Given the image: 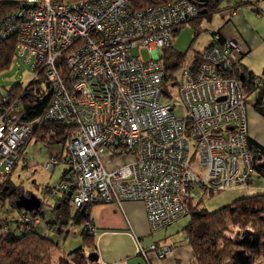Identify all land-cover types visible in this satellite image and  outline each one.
Here are the masks:
<instances>
[{
	"label": "built area",
	"instance_id": "1",
	"mask_svg": "<svg viewBox=\"0 0 264 264\" xmlns=\"http://www.w3.org/2000/svg\"><path fill=\"white\" fill-rule=\"evenodd\" d=\"M194 2L139 8L130 0H18L0 19V48L15 37V56L31 64L32 79L49 93L41 121L74 127L41 165L50 175L62 165L47 203L69 190L73 210L139 201L154 233L187 215V200L198 189L250 186L256 171L248 98L235 76L249 54L242 40L215 33L197 69L181 66L168 77L164 50L198 16ZM134 48L153 56L143 59ZM1 98L0 173H6L39 120L21 122L20 101ZM177 103L184 116L175 114ZM118 158L125 161L117 164ZM21 219L46 225L42 215ZM83 228L96 234L90 214ZM135 246L146 264L152 254L172 252L166 242L144 246L136 236Z\"/></svg>",
	"mask_w": 264,
	"mask_h": 264
},
{
	"label": "trees",
	"instance_id": "2",
	"mask_svg": "<svg viewBox=\"0 0 264 264\" xmlns=\"http://www.w3.org/2000/svg\"><path fill=\"white\" fill-rule=\"evenodd\" d=\"M130 1L136 7L141 8L164 0ZM194 3L197 5L199 14L186 24H191L197 35L202 18L210 19L213 13L219 12V0H195ZM246 4H248V0L244 3L236 2L237 7ZM17 5L18 0H0V19L10 14ZM178 32L174 33L173 38ZM211 32L213 36L218 33L216 31ZM14 47L15 37H9L2 42L0 66L10 63L15 57ZM203 51L194 55L189 64L191 69H197L202 60ZM164 52L169 77L183 65L186 56L184 53L173 50L172 44ZM235 76L240 81L246 98L256 93L253 105L264 116V77L256 76L255 73L242 64L236 67ZM259 82L261 85H259ZM2 93L7 95L10 101L14 99L20 101L21 122L39 120L33 126L31 134L26 139L23 147L19 150L21 158L17 160L9 172L0 173V208L6 204L12 208H17L16 198L19 195L28 194L29 191L25 190L21 184H15L11 179V175L20 163L22 166L25 164L23 162L26 159H24L23 154L29 141L36 138L44 144L62 143L64 145L74 133V127L64 122L41 121L49 104V93L41 86L39 80L32 79L25 87L14 86L6 91H0V104H2ZM248 142L255 162V171L264 178V147L250 138ZM62 175L61 172L56 184L44 186L46 193L50 194L52 189L58 186ZM212 191L214 190H210V192ZM48 194L47 197H49ZM52 201H54L51 208L55 213V222L47 221L45 218L46 208L40 207L37 212L24 210L25 212L22 215H42L46 221L45 226H35L21 219L22 215L19 217V226L15 228H10L6 219L3 223H0V264H99L98 261H90L88 258L90 252L96 251L95 235L90 234L83 228L90 205L73 210L70 197H67L65 191ZM187 206L188 214L185 216H189L190 219L183 227V231L193 250L195 264H264V192L238 198L232 203L213 211L207 210L200 201L193 202L192 199L187 200ZM71 211H74L73 215ZM231 220L235 223L239 222L236 231L228 227ZM70 221L81 223L85 246L60 254L54 261L53 249L56 248L57 242L46 235L55 231L63 234L64 227ZM38 226L45 229L46 235H41L36 231ZM142 264L146 263L142 261Z\"/></svg>",
	"mask_w": 264,
	"mask_h": 264
},
{
	"label": "rangeland",
	"instance_id": "3",
	"mask_svg": "<svg viewBox=\"0 0 264 264\" xmlns=\"http://www.w3.org/2000/svg\"><path fill=\"white\" fill-rule=\"evenodd\" d=\"M234 1L235 0H224L223 6H228ZM241 8L244 9V12L247 15L251 16L250 22L257 27V30L255 29V31H257L258 35L260 36L263 34L262 38H264V13L259 10L260 13L258 14L255 9H250V7ZM227 10H229V8L224 9V11ZM220 18L221 14L218 12L213 13L210 20L205 17L202 18L199 24V33L197 35L195 33V28L191 24H185V26L176 34L172 41V48L177 52L185 54L186 59L182 67L188 66L191 60L194 58V55L205 49L211 40V31L216 30L220 24ZM133 53L141 56L143 59H149L151 56H153L152 53H149L145 49L137 50L134 48ZM250 55L251 53L249 56L244 57V59H248L249 65L254 67L256 70L255 75L261 77L264 65H261V69H256L255 66H259L258 64L264 62V47L262 45H257L253 49V55ZM32 77L33 72L31 64L25 62L22 57L16 56L10 63L0 66V91H6L14 86L25 87L31 82ZM255 97L256 94L253 93L250 95L248 100L252 101L255 99ZM174 112L177 116H184V109L178 103L175 105ZM64 145L62 143L53 145L44 144L38 141L36 138H32L26 147V155L28 156V162L34 161V166L29 168L24 166L23 168L22 164L20 163L11 175V179L15 184H21L25 190L29 191L28 194L26 193L23 195L29 196L32 193L36 195V197H38L41 202H43L42 205L40 204V207L46 208L45 218L49 222H55L56 220L54 210L51 208L54 201L51 199L50 203H47L48 193L45 192L44 188L41 189V187L46 186L47 184L53 185L59 180L62 172V165H58L52 175H49L43 170L41 164L45 160L44 157L48 153L49 149L57 148L58 150H61ZM258 184L264 186V179L258 177V175H253V186H249L248 188L237 187L231 189H219L212 192H210V190L198 189L193 193L192 201H200L202 205L209 211L217 210L232 203L238 198L254 194L258 190L256 189ZM23 212H25L23 209L12 208L6 204L0 208V223H3L4 219H6L8 226L10 228H15L19 226V217ZM71 214L73 215L74 211H71ZM189 219V216L181 217L173 222L172 225H169L167 231H165V229H161L152 234L149 233L148 237L146 238L149 239V241H155L166 237V243L171 245L173 248L175 242L177 243L185 240L186 235L183 231V227L189 222ZM238 223H235L231 220L228 224V227L231 230L236 231L238 229ZM64 228L63 234L55 231L47 235L45 234L46 232L43 227L38 226L36 228V231L41 235L49 236L57 242L56 248L53 249L54 261H56L60 254L67 253L80 246H85L81 223H74L70 221L69 224H67Z\"/></svg>",
	"mask_w": 264,
	"mask_h": 264
},
{
	"label": "crops",
	"instance_id": "4",
	"mask_svg": "<svg viewBox=\"0 0 264 264\" xmlns=\"http://www.w3.org/2000/svg\"><path fill=\"white\" fill-rule=\"evenodd\" d=\"M223 2L224 0H219L218 13L221 14L220 24L217 29L215 28L216 30L213 31L218 32L222 37H239L248 48L249 54L251 53L250 56H252L253 49L257 45H262L264 47V38H262L263 34L260 36L258 32L255 31L257 27L250 22L251 16L247 15L241 7L255 9L258 14L260 11L264 13V0H248V4L239 7L236 6L237 0L228 6H223ZM225 8H229V10L224 11ZM231 8H235L234 14L231 13ZM212 40L213 33L211 32V40L208 44H210ZM246 60L243 58L239 66L242 64L253 73H256L254 67L249 65V60ZM258 65L259 66H255L256 69H261V65H264V62ZM261 77H264V67ZM254 100H248L246 106L248 135L251 140L264 147V116L255 109L253 105ZM52 149H49L44 158H47L56 148ZM23 156L26 159L23 167H33L34 161L28 162L26 150ZM113 161L117 164H122L125 159L118 158L116 160L113 159ZM255 175L263 178L258 172H256ZM250 186H253V178ZM42 188H44V186H42L41 189ZM256 189L261 191L257 190L254 194L264 192V186L262 185L258 184ZM88 214L92 216V221L96 227L94 239L99 264H142V258L136 253L135 236L140 239L144 246H147L150 242H154L146 238L150 232L145 207L142 202L128 201L124 202L121 206L112 202L94 203L88 208ZM167 229L168 227L165 231H167ZM165 239L166 237L155 241L166 242L167 240L165 241ZM150 261L151 264H195L193 250L187 241V237L181 242H175L172 252L165 257L157 258L152 254L150 256Z\"/></svg>",
	"mask_w": 264,
	"mask_h": 264
},
{
	"label": "water",
	"instance_id": "5",
	"mask_svg": "<svg viewBox=\"0 0 264 264\" xmlns=\"http://www.w3.org/2000/svg\"><path fill=\"white\" fill-rule=\"evenodd\" d=\"M242 79L243 78L241 77V80ZM70 194H71V190H69L67 192V197H69ZM15 204H16V207L18 209H23L25 211L32 212V211H37L39 209L41 201H40V199L38 197H36V195H34L32 193L29 196H25V195L22 194V195L18 196V198L15 201ZM58 205H59V203H58ZM88 258H89L90 261H98L97 252L96 251L95 252H90L88 254Z\"/></svg>",
	"mask_w": 264,
	"mask_h": 264
}]
</instances>
